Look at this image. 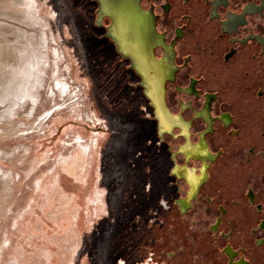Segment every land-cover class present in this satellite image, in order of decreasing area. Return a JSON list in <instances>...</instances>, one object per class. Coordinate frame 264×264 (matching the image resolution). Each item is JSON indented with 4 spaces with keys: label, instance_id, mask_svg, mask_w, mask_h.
I'll return each mask as SVG.
<instances>
[{
    "label": "rangeland",
    "instance_id": "1",
    "mask_svg": "<svg viewBox=\"0 0 264 264\" xmlns=\"http://www.w3.org/2000/svg\"><path fill=\"white\" fill-rule=\"evenodd\" d=\"M231 1L239 12L252 0ZM153 4L168 41L184 31L178 64L191 57L168 83L170 107L187 98L175 84L193 76L219 92L238 132L216 123L208 137L222 154L182 213L187 185L172 173L185 161L174 156L182 139L159 134L139 75L107 36L109 19L97 23V0H0V264H264L261 214L244 191L264 197L260 45L232 43L206 0H144ZM247 18L238 35H264V16Z\"/></svg>",
    "mask_w": 264,
    "mask_h": 264
},
{
    "label": "flooded vegetation",
    "instance_id": "2",
    "mask_svg": "<svg viewBox=\"0 0 264 264\" xmlns=\"http://www.w3.org/2000/svg\"><path fill=\"white\" fill-rule=\"evenodd\" d=\"M257 1V2H256ZM209 5V19L219 20L221 31L230 35L232 43L247 44L254 40L260 45V53L264 55V35L261 33L250 32L244 37H240L238 33L243 25L249 23L247 16L250 14L259 13L264 16V0H252L244 4L239 12H235L229 8L231 0H206ZM98 8H99V2ZM137 9V13L132 14L130 18L138 27H144V31L140 33L138 44V54H136L135 66L130 57L129 62L139 75L141 85L145 90L153 113L156 119L157 130L159 134L164 137L171 135L174 138H181L182 142L178 149L174 151V156L180 152L185 161L175 162L172 166V173L177 176L179 180H183L187 185L185 195L181 196L178 204L182 213H189L193 207V202L200 194L201 188L209 180V169L221 156V149L213 150L208 135L213 134L216 129V123H222L223 127L232 128L231 133L236 135L238 129L234 125V118L229 110H225L222 104L219 105V92L216 91H202L198 87L199 79L191 77L189 81L182 84H175V89L179 94L187 96L179 102V111L175 112L167 101V86L169 82H176L178 79V72L189 66L191 57H186L182 64H178V51L176 46L179 38L184 36L182 27L175 29V38L168 41L167 32L160 31L159 17L156 13V6L145 7L144 0H131ZM163 13H169L171 6L166 4L162 6ZM222 11L225 12V18H222ZM109 19V24L106 25L107 36L109 27L114 23L111 15H105L102 23H97L99 26H104L105 20ZM141 22H144L141 24ZM140 32V29L138 30ZM110 37V36H109ZM111 38V37H110ZM115 43V41L112 39ZM136 42V41H135ZM117 48V44L115 43ZM118 49V48H117ZM161 50V55H157V50ZM119 51V50H118ZM120 52V51H119ZM130 53V51H127ZM237 52L235 49L227 56V61ZM121 53V52H120ZM122 54V53H121ZM123 55V54H122ZM262 95L264 92L261 93ZM201 99V104L197 106L195 101ZM217 107L220 109H217ZM190 110L192 117L187 118L184 111ZM196 120L201 121V128L197 131L196 139L193 138L192 128ZM191 161L199 162L198 166H192ZM249 199L255 202V192L249 188L247 192ZM257 208L260 204L256 205ZM259 230L264 232V223L262 221L257 225ZM216 228V225H214ZM264 237V236H263ZM259 239L260 242L264 238ZM228 255L235 260L237 252L231 247H226ZM123 257H125L123 255ZM120 264H124L122 261ZM144 264H151L145 262ZM236 264H247V261L242 258L237 260Z\"/></svg>",
    "mask_w": 264,
    "mask_h": 264
},
{
    "label": "bare ground",
    "instance_id": "3",
    "mask_svg": "<svg viewBox=\"0 0 264 264\" xmlns=\"http://www.w3.org/2000/svg\"><path fill=\"white\" fill-rule=\"evenodd\" d=\"M97 1L99 2V8L97 10L98 23H102L105 15H111L113 17L114 23L109 27L108 35L115 41L118 50L124 57L132 58L133 66H135L136 54L141 49L137 41L140 39V33H144V31H141L144 30V27L137 28L130 16L137 13L138 8L136 9L134 4H131V0ZM139 29L140 32L138 31ZM127 51H130V53Z\"/></svg>",
    "mask_w": 264,
    "mask_h": 264
},
{
    "label": "crops",
    "instance_id": "4",
    "mask_svg": "<svg viewBox=\"0 0 264 264\" xmlns=\"http://www.w3.org/2000/svg\"><path fill=\"white\" fill-rule=\"evenodd\" d=\"M208 91V90H206ZM251 188L252 189V192H255V202H253L252 200L249 199V196L247 194L248 192V189ZM249 188H246L244 191H245V196H246V200L247 202L249 203V205L251 206H255L256 208V213L258 214H261L259 220H257V224H259L261 221L262 223H264V197L261 198L262 196L258 195L257 194V188L256 187H252L250 186ZM261 198V199H260ZM257 204H260V206L257 208ZM264 236V234H263ZM262 236V237H263ZM264 238V237H263ZM261 239V238H260ZM256 244H258L259 246L261 245H264V239L262 240V242H260V240L258 239V242H256ZM229 247H231L232 249H234L235 251H238L240 248H238L237 246H234V245H229ZM245 259V258H244ZM246 260V259H245ZM232 264H235L234 262ZM247 264H255L253 262H248L247 261Z\"/></svg>",
    "mask_w": 264,
    "mask_h": 264
}]
</instances>
